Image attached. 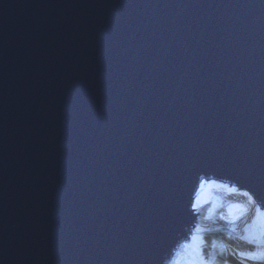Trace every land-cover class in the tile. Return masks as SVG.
I'll use <instances>...</instances> for the list:
<instances>
[{"label": "water", "instance_id": "water-1", "mask_svg": "<svg viewBox=\"0 0 264 264\" xmlns=\"http://www.w3.org/2000/svg\"><path fill=\"white\" fill-rule=\"evenodd\" d=\"M203 179L264 213V0H0V264H168Z\"/></svg>", "mask_w": 264, "mask_h": 264}, {"label": "rangeland", "instance_id": "rangeland-1", "mask_svg": "<svg viewBox=\"0 0 264 264\" xmlns=\"http://www.w3.org/2000/svg\"><path fill=\"white\" fill-rule=\"evenodd\" d=\"M202 184L200 197L196 198L199 201L195 203L194 207L192 206L193 213L198 212L195 215L194 226H191L188 239L182 241L168 264H173L174 261L177 264H231L218 259V255L226 248L223 247V239L226 236L237 239L225 230L227 226L229 228L241 226L240 228L243 230L250 229V232L254 229L255 233L263 238H260L257 244H262L264 240V213L259 209L255 199L250 203L248 198L243 195L246 191L228 187L213 180L203 179ZM212 198L214 199L212 200ZM231 216H236L233 222L230 221ZM244 223H248V225ZM254 225H256V229L253 228ZM257 226L262 231H258ZM249 233L242 239L248 242L251 239ZM194 235L198 237L197 252L191 250L189 244Z\"/></svg>", "mask_w": 264, "mask_h": 264}, {"label": "bare ground", "instance_id": "bare-ground-1", "mask_svg": "<svg viewBox=\"0 0 264 264\" xmlns=\"http://www.w3.org/2000/svg\"><path fill=\"white\" fill-rule=\"evenodd\" d=\"M202 181L199 183L198 188L194 194L192 206L194 207L195 203L199 200H197V197H200V189H201ZM242 196V195H241ZM261 227V226H260ZM261 230V229H260ZM249 236H251L249 241H245L243 239L238 240L233 239L229 236H226L223 239V247H226L224 252L220 253L218 255V259L224 262H229L231 264H260V262L257 261H249L246 258L249 255H252L256 253L257 251L264 249V240L262 244H257V242L260 241L261 235L256 234L254 231L249 233ZM258 236V237H257ZM255 237V238H252ZM263 239V238H261ZM176 251L174 252L173 256L175 255Z\"/></svg>", "mask_w": 264, "mask_h": 264}, {"label": "snow or ice", "instance_id": "snow-or-ice-1", "mask_svg": "<svg viewBox=\"0 0 264 264\" xmlns=\"http://www.w3.org/2000/svg\"><path fill=\"white\" fill-rule=\"evenodd\" d=\"M201 186H203V184ZM233 191L235 190L233 189ZM243 195L246 196L248 198V201L251 203L253 202V198L256 194L255 193L250 194L249 192H244ZM246 259L249 261H257L260 262V264H264V249H261L252 255H249Z\"/></svg>", "mask_w": 264, "mask_h": 264}, {"label": "trees", "instance_id": "trees-1", "mask_svg": "<svg viewBox=\"0 0 264 264\" xmlns=\"http://www.w3.org/2000/svg\"><path fill=\"white\" fill-rule=\"evenodd\" d=\"M213 186H214V184H213ZM214 198H212V200H213ZM215 210V209H214ZM214 210H212V211H214ZM228 213H231V212H228ZM234 217H236V216H231L230 218L232 219H230V221H232L233 222V220H234ZM261 218V217H260ZM253 228H255L256 229V225H254V227ZM257 230L258 231H262V229L261 230H259V227L257 226ZM255 232V230L253 229L252 230V232ZM259 235V234H258ZM251 237V236H250ZM249 237V238H250ZM252 238H255V237H252ZM197 241H198V237L197 236H193L192 237V239H191V242L189 243L190 244V249L191 250H193L194 252H197V249H198V245H197ZM197 260V257L195 258V261ZM176 263V261H174L173 262V264H175ZM177 264V263H176Z\"/></svg>", "mask_w": 264, "mask_h": 264}]
</instances>
